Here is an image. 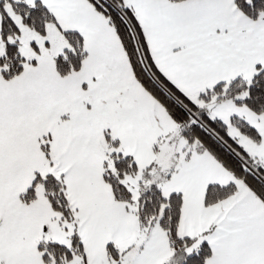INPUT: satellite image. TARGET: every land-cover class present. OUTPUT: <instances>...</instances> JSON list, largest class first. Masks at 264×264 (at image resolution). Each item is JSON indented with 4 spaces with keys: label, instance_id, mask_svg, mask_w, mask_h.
<instances>
[{
    "label": "snow or ice",
    "instance_id": "obj_1",
    "mask_svg": "<svg viewBox=\"0 0 264 264\" xmlns=\"http://www.w3.org/2000/svg\"><path fill=\"white\" fill-rule=\"evenodd\" d=\"M0 264H264V0H0Z\"/></svg>",
    "mask_w": 264,
    "mask_h": 264
}]
</instances>
